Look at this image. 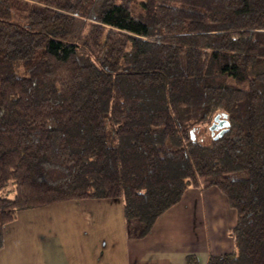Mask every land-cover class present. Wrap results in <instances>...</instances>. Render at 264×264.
<instances>
[{
	"label": "trees",
	"instance_id": "trees-1",
	"mask_svg": "<svg viewBox=\"0 0 264 264\" xmlns=\"http://www.w3.org/2000/svg\"><path fill=\"white\" fill-rule=\"evenodd\" d=\"M209 187L236 222L205 264H264V0H0V248L22 210L118 199L142 238Z\"/></svg>",
	"mask_w": 264,
	"mask_h": 264
},
{
	"label": "crops",
	"instance_id": "crops-1",
	"mask_svg": "<svg viewBox=\"0 0 264 264\" xmlns=\"http://www.w3.org/2000/svg\"><path fill=\"white\" fill-rule=\"evenodd\" d=\"M236 213L214 187L189 188L142 238L126 233L118 199L22 210L1 228L0 264H205L232 251Z\"/></svg>",
	"mask_w": 264,
	"mask_h": 264
},
{
	"label": "rangeland",
	"instance_id": "rangeland-1",
	"mask_svg": "<svg viewBox=\"0 0 264 264\" xmlns=\"http://www.w3.org/2000/svg\"><path fill=\"white\" fill-rule=\"evenodd\" d=\"M207 126H208V124L205 126V128H204V131L202 130V129H199L198 131H197V137H198V139L200 140V142H202V143H207L208 142V139H209V134H208V131H207ZM218 130V129H217ZM217 130H215L214 132H213V134H215L216 133V131ZM212 134V135H213ZM238 175H236V176H232V177H237ZM12 189H13V186H12V184L9 182L7 185H6V187H5V189H4V194H5V196H7V197H11L12 196Z\"/></svg>",
	"mask_w": 264,
	"mask_h": 264
},
{
	"label": "water",
	"instance_id": "water-1",
	"mask_svg": "<svg viewBox=\"0 0 264 264\" xmlns=\"http://www.w3.org/2000/svg\"><path fill=\"white\" fill-rule=\"evenodd\" d=\"M226 127H227V123L225 122L224 117L220 119L219 116H214L212 123L210 124L208 130L210 131V134L212 135L215 130L220 129L218 133L216 134V137H217V136H221L225 132Z\"/></svg>",
	"mask_w": 264,
	"mask_h": 264
}]
</instances>
